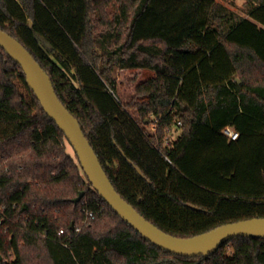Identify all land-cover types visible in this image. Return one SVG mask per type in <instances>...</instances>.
<instances>
[{
	"label": "trees",
	"instance_id": "obj_1",
	"mask_svg": "<svg viewBox=\"0 0 264 264\" xmlns=\"http://www.w3.org/2000/svg\"><path fill=\"white\" fill-rule=\"evenodd\" d=\"M246 6L250 18L216 0H0V28L50 75L121 196L190 238L264 218V0ZM117 68L153 72L126 104ZM67 143L0 46V264H264V238L234 237L207 257L155 245Z\"/></svg>",
	"mask_w": 264,
	"mask_h": 264
},
{
	"label": "water",
	"instance_id": "obj_2",
	"mask_svg": "<svg viewBox=\"0 0 264 264\" xmlns=\"http://www.w3.org/2000/svg\"><path fill=\"white\" fill-rule=\"evenodd\" d=\"M0 46L21 65L28 84L46 113L65 134L93 188L123 220L144 238L171 253L189 257H207L234 237L264 238V218L227 223L190 238L174 236L150 222L116 190L98 155L85 136L78 119L62 103L50 75L24 44L0 28ZM237 82L242 83L240 79H237ZM137 170L141 173L140 169ZM84 194L81 192L74 202H80Z\"/></svg>",
	"mask_w": 264,
	"mask_h": 264
},
{
	"label": "rangeland",
	"instance_id": "obj_3",
	"mask_svg": "<svg viewBox=\"0 0 264 264\" xmlns=\"http://www.w3.org/2000/svg\"><path fill=\"white\" fill-rule=\"evenodd\" d=\"M218 4L228 7L231 11L238 15L250 18L249 7L246 6V0H216ZM110 13H116L117 9L114 5L108 8ZM41 43L44 47H48V43L41 39ZM114 75L117 78V93L121 98V101L126 104L135 97V88L140 83L150 78L153 75L152 70L147 68H135V69H120L117 68L114 71ZM132 113H137L132 110ZM137 116V115H136ZM181 134V129L175 127L170 133L171 141L176 140ZM67 150L71 155H74L72 147L67 143ZM86 222V219H85ZM89 222V221H88Z\"/></svg>",
	"mask_w": 264,
	"mask_h": 264
},
{
	"label": "built area",
	"instance_id": "obj_4",
	"mask_svg": "<svg viewBox=\"0 0 264 264\" xmlns=\"http://www.w3.org/2000/svg\"><path fill=\"white\" fill-rule=\"evenodd\" d=\"M156 129V125L153 126V130ZM224 134L231 140H237L239 138V132L236 131L234 128L232 127H227L224 130ZM172 141L170 138H168L167 144H170ZM85 213H86V222L93 220L95 218V213L86 209L85 208ZM64 231L62 230L60 233H63Z\"/></svg>",
	"mask_w": 264,
	"mask_h": 264
}]
</instances>
